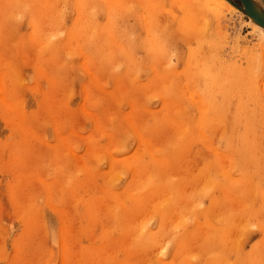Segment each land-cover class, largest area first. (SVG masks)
Listing matches in <instances>:
<instances>
[{
	"label": "rangeland",
	"instance_id": "obj_1",
	"mask_svg": "<svg viewBox=\"0 0 264 264\" xmlns=\"http://www.w3.org/2000/svg\"><path fill=\"white\" fill-rule=\"evenodd\" d=\"M15 1L18 0H1L3 5L12 2L16 4ZM43 1L40 3H44ZM148 1L152 2V0H143L144 3H150ZM181 1L162 0L169 6L183 3L192 5L190 15L194 22L200 27L209 29L214 26V30L223 33L229 42V47L220 50L215 58L209 55L208 59L213 65L212 77L217 81L214 85L215 89L230 90L231 93L228 92L230 99L224 102L222 96L211 94L215 97V102L208 104L206 101L207 105H205H209L207 109L210 111L205 127H208L214 142L219 145L222 137L225 139L222 143H227L232 136L231 131L235 132L238 127L244 128L241 124L236 128L238 123L234 124L236 121L234 119L237 114H241V118L244 116L243 120L246 122L250 121L246 123L247 125L250 123L247 132L248 130L251 132L247 138L253 140L254 151L259 153L253 152L255 160L252 156L250 159L252 158L255 163L249 164L253 174L255 172L254 178L257 184L261 170L264 168V97L261 95L264 93V40L249 25L254 22L242 12L244 6L241 0H226L237 9L235 12L223 8L214 0L187 2L184 0L182 3ZM257 1L264 8V0ZM21 2L24 4V0ZM47 2L52 5H62L66 0H45V4ZM111 2L119 3L120 0H111ZM8 10V15L14 11V9ZM48 12L54 15L57 9L52 8ZM176 12L180 13V9L176 8ZM0 13H2L0 14V79L3 78L2 85L0 84V264H12L13 261L30 264L31 261L41 258L50 261L51 264H56L57 261L59 264H117V262L149 259L150 256L142 245V238L151 236L157 244H167V240L158 235L157 230L161 225L157 221H164L163 227L171 228L180 220L178 212L181 207L187 209L196 207V198L193 194L199 191L197 187L199 169L182 167L178 160L171 168L169 176L162 182L149 185L143 181L147 180V176L136 167V162L131 156L125 158L120 153L109 151L105 164L102 159L89 156L87 149L81 150L78 135L60 138L55 124L51 120H46L44 116L49 111L59 108L61 97L55 84L45 88L48 84L47 73L43 68L36 67L35 53L28 55L25 52L28 20L26 18L17 24L10 18L11 15L6 18L5 13ZM93 32L94 29L85 24L77 37L78 44L84 48L82 50H87L88 53L86 59L80 61L78 76L80 73L84 76L79 78H84L95 69H100L95 86L101 91L105 89L111 91L118 111H124L130 119L144 123L149 116L162 115L156 112L154 107L156 100H148L147 97L144 101L139 100L133 88V84L141 80L147 84L148 64L145 61L121 63L115 59L109 62L107 49L98 40L93 41ZM84 36L88 39L84 40ZM86 43L89 44L88 47ZM171 64L173 61L168 57L167 63L161 65V70H170L167 66ZM202 67L203 62L198 61L196 54H193L191 71L200 72ZM230 76H233L232 79ZM227 79H230V84L227 83L225 87ZM254 82H259V88L252 87ZM203 86H209V79ZM77 87H80L79 79ZM217 99L219 102L216 104ZM145 104L149 106L145 107ZM160 107L163 109L164 105L161 104ZM238 108L241 113H237ZM244 110L245 112H242ZM196 113L198 122L200 110L197 109ZM247 113L250 116L246 115V119ZM243 120L242 123L245 122ZM243 131L244 129H241V133ZM151 146L148 145L149 152L153 150ZM49 152L58 153L61 160L70 156L76 162L74 172L79 175L72 178L71 184L66 176L57 178L54 165L51 168L52 175L49 176L50 169L46 167L48 162L45 159ZM144 182L146 184L142 185ZM252 187L254 192L250 193L251 196L245 195L250 199L252 197V200L260 199L254 190L255 185ZM243 198L244 196L238 197L239 202L236 199L233 208L238 214L230 218L216 242L210 244L211 248L197 246L193 249L195 253H202V258L215 264L229 258L235 261L240 258L235 254L236 252H247L251 249L252 244L259 238V232L250 226L247 216L239 214L240 201ZM170 204L174 208L171 207V212L165 217L164 209ZM116 207L121 209L119 214L115 210ZM45 209L48 216L55 210L61 212L62 228L59 235L54 236L47 227ZM162 212L164 215L160 216ZM221 215L226 214L222 212ZM215 222H221L220 215L215 217ZM154 225H156L155 229ZM238 225H241V228ZM210 230H215V224L204 228L203 233L207 234ZM172 258L179 264L180 261L189 259V253L173 252Z\"/></svg>",
	"mask_w": 264,
	"mask_h": 264
},
{
	"label": "snow or ice",
	"instance_id": "obj_2",
	"mask_svg": "<svg viewBox=\"0 0 264 264\" xmlns=\"http://www.w3.org/2000/svg\"><path fill=\"white\" fill-rule=\"evenodd\" d=\"M4 7L6 18L8 9L16 10L10 18L17 24L27 18L25 52L28 55L34 52L36 67L47 73L45 88L53 84L58 88L61 104L44 118L55 124L60 138L78 135L81 150L87 149L89 156L102 159L105 164L109 151L125 158L131 156L136 167L147 176L149 185L169 176L178 160L182 167L199 169V191L193 194L196 207H181L180 220L171 228H164V221H157L161 225L158 235L163 236L167 244H157L151 236L143 237L141 242L150 258L117 264H177L172 258L173 252L177 251L189 253V259L179 264H214L193 249L197 246L206 248L216 242L230 218L238 214L233 205L241 196L244 198L240 201L239 214L248 217L250 226L259 232V238L247 252L235 253L239 259L229 258L215 264H264V168L256 184L249 162L233 155L231 141L217 145L204 126L203 116L200 124H196V110L205 102L198 92L213 76V65L208 57L215 58L220 50L229 47L223 33L215 31L214 26L209 29L196 24L190 15L192 5L169 6L162 0L150 3L142 0H120L119 3L66 0L62 5L29 3ZM52 8L57 9L54 15L48 12ZM85 24L94 29L93 41L98 40L107 49L109 61H145L148 64L147 84L141 80L134 83L133 88L139 100L144 101L145 97L156 100L154 107L162 115L149 116L144 123L118 111L111 91H101L95 86L100 69L79 78L84 76L83 73L78 76L80 61L86 59L88 53L81 49L77 37ZM261 36L264 37V32ZM193 54L203 62L197 73L191 71ZM168 57L173 61L167 66L170 70H161ZM78 79L80 87H77ZM252 87L259 88V82H254ZM261 95L264 97V93ZM148 145L153 147L151 152ZM45 159L49 176L53 165L57 178L66 176L69 184L75 175H79L74 172L76 162L70 156L61 160L58 153L49 152ZM253 185L260 197L258 200L245 195L251 193ZM171 207L170 204L164 209L165 217ZM115 210L118 214L121 211L119 207ZM222 212L226 215H221ZM45 213L47 227L54 236L59 235L61 212L55 210L48 216L45 209ZM218 215L221 216L220 223L215 222ZM213 224L214 231L203 233L202 229ZM153 227L155 229L156 225ZM12 264L24 262L13 261ZM30 264L51 262L41 258Z\"/></svg>",
	"mask_w": 264,
	"mask_h": 264
},
{
	"label": "bare ground",
	"instance_id": "obj_3",
	"mask_svg": "<svg viewBox=\"0 0 264 264\" xmlns=\"http://www.w3.org/2000/svg\"><path fill=\"white\" fill-rule=\"evenodd\" d=\"M8 1H10V0H8ZM18 1H20V2H18ZM17 2H16V4H22V0H18ZM47 1V0H46ZM179 1V0H178ZM187 1H189V0H186V2ZM216 3H218V4H220L223 8H226L227 10H229V11H231V12H235V11H237V9L235 8V7H233L231 4H229V2H227L226 0H214ZM40 2H42V0H24V4H29V3H40ZM44 3H45V0L43 1ZM49 3H50V1H48ZM48 2H47V4H48ZM142 2H143V0H142ZM148 2H151V1H148ZM182 2H184V0H182L181 1V3ZM185 2V3H186ZM250 2H251V8H252V10L254 11V13H255V15H257V19H259V20H261V21H263L264 22V8H263V6L259 3V1H257V0H250ZM7 4V3H6ZM9 4V3H8ZM7 4V5H8ZM12 4H14L13 2H12ZM184 4V3H183ZM3 6H5V5H3V3L1 2V0H0V12H3V13H5L4 12V10H5V7H3ZM11 10V9H10ZM239 10V9H238ZM9 10H7V12H8ZM15 11V10H14ZM14 11H12V12H10V15L12 16V14L11 13H13ZM1 15H2V13H0ZM7 14H9V13H7ZM6 15V14H5ZM10 15H8V17L10 16ZM3 17H5V16H3ZM0 19H1V16H0ZM5 20V19H4ZM10 20V19H9ZM6 21V20H5ZM193 21H194V19H193ZM196 23V22H195ZM252 28H253V31H255V32H258L259 33V36H260V38H262L263 40H264V37H262L261 36V33L262 32H264V29L262 28V27H260V26H258V25H255L254 23H250L249 24ZM86 28V27H85ZM90 29V28H89ZM93 31V30H92ZM89 32H87V34H88ZM90 35V34H89ZM88 36V35H87ZM86 36V37H87ZM85 36H84V40H86V39H88V38H86ZM82 38V37H81ZM86 38V39H85ZM80 39V38H79ZM83 40V41H84ZM79 41V40H78ZM88 41V40H87ZM89 42H91V41H89ZM80 43V42H79ZM81 44H83V43H81ZM86 45H87V43H86ZM85 45V46H86ZM89 45V44H88ZM88 45H87V47H88ZM81 46V49H84L83 47H82V45H80ZM84 46V47H85ZM86 48V47H85ZM115 61V60H114ZM84 62V61H83ZM82 62V63H83ZM109 62H111V61H109ZM113 62V61H112ZM117 62V61H116ZM94 63V62H93ZM99 63V62H98ZM97 63V64H98ZM106 63V62H105ZM84 65V64H83ZM3 66V65H2ZM100 67H101V65H99ZM110 66V65H109ZM116 66V65H115ZM82 67H84V66H82ZM97 67V66H96ZM199 67V66H198ZM106 69V68H105ZM36 70H37V68H36ZM8 71H9V68H8ZM197 71V70H196ZM11 72V71H10ZM13 72V71H12ZM100 72V71H99ZM9 73V72H8ZM38 73V72H37ZM39 73H40V70H39ZM38 73V74H39ZM12 74H14V72L12 73ZM43 74V73H42ZM4 75V74H3ZM3 75H1L2 77H4ZM7 75V74H6ZM9 75H11L10 73H9ZM8 75V76H9ZM46 75V74H45ZM129 75V74H128ZM231 75V74H230ZM232 75H234V74H232ZM236 75V74H235ZM14 76V75H13ZM41 76V75H40ZM1 77V78H2ZM7 77V76H6ZM12 77V76H11ZM128 77V76H127ZM231 77V76H230ZM233 77V76H232ZM232 77H231V79H232ZM5 78V77H4ZM3 79V78H2ZM2 79H0V84L2 85V83H1V81H2ZM13 79V78H12ZM127 79V78H126ZM236 79V78H235ZM7 80V79H6ZM128 80H130L131 81V79H128ZM127 80V81H128ZM123 81H125L124 79H123ZM133 81V80H132ZM14 82V81H13ZM216 79L214 78V77H211V78H209V86L208 87H201V89H200V91L198 92V95L199 96H201L202 97V100L203 101H205L204 103H202V107L199 109L200 110V118H201V116H203L204 117V126H206L205 124H206V119L208 118V113H209V111H210V109H207V108H209V105L208 106H206L207 105V103H206V101L208 102V104L209 103H213V102H215L214 101V99H215V97L214 96H211V94H214V95H220V96H222V98L224 99V102L230 97V93H231V91L230 90H227V91H225L226 89H218V90H216L215 89V87H214V85H216ZM128 83H132V82H128ZM227 83L228 84H230V79H227V81H226V84H225V87H226V85H227ZM239 82H237V84H238ZM242 83V82H241ZM97 84V83H96ZM240 84V83H239ZM248 84V83H247ZM232 85V84H231ZM222 86V85H221ZM220 86V87H221ZM232 89V88H231ZM241 89V88H240ZM239 89V90H240ZM5 90V89H4ZM239 90H238V92H239ZM1 91H3L2 89H1ZM236 91V90H235ZM130 92V91H129ZM228 92H230V93H228ZM202 93V94H201ZM235 93V92H234ZM127 94V93H126ZM129 95H130V93H129ZM236 95V94H235ZM235 95L233 96V97H235ZM237 95H239V94H237ZM128 96V95H127ZM126 96V97H127ZM125 97V98H126ZM124 98V99H125ZM221 98V99H222ZM3 99V98H2ZM230 99V98H229ZM242 99V98H241ZM223 101V100H222ZM232 101V100H231ZM236 101V100H235ZM241 101V100H240ZM239 101V102H240ZM217 102H219L218 101V99H217V101H216V104H217ZM232 102H234V101H232ZM231 102V103H232ZM237 102V101H236ZM246 103V102H245ZM206 104V105H205ZM227 104V103H226ZM234 104V103H233ZM235 104H237V103H235ZM221 105L223 106V103H221ZM238 105V104H237ZM243 105V104H242ZM218 106H219V104H218ZM224 106H226V105H224ZM228 106V105H227ZM237 107V106H236ZM235 107V108H236ZM239 107H240V105H239ZM234 108V109H235ZM241 108V107H240ZM240 108H238V111H237V113H241L240 112ZM244 108H245V106H244ZM222 109V108H221ZM226 109H227V107H226ZM242 109H243V107H242ZM216 110V109H215ZM217 110H218V108H217ZM216 110V111H217ZM231 110V109H230ZM247 111V110H246ZM242 112H245V110L244 111H242ZM248 112V111H247ZM220 113V112H219ZM241 114H237L236 115V117H235V119L234 120H236L235 122H234V124L235 123H238L237 125H236V128H237V126H240V124L241 125H243V127L244 128H237V130L234 132V131H231V134L230 135H232V136H230L229 137V139H230V141H231V148H232V152H233V155H235V157H237V158H244V159H246L249 163L250 162H252V164L253 163H255L254 162V160H255V154L253 155V152H255L254 151V145L252 144V141H251V139L249 138V140L251 141H249L248 140V138L247 137H249L250 135H249V133H251V132H249V130H248V132H247V126H249L250 125V123H249V125H247L246 123L247 122H250V121H245V120H243V118H244V116H243V118H241V116H240ZM250 116V115H248V113L247 114H245V117H246V119H247V116ZM198 116V115H197ZM220 117H222V116H219V118ZM234 117V116H233ZM197 118V117H196ZM198 118H199V116H198ZM200 118H199V120H198V122L196 121V124H200ZM218 118V119H219ZM239 119H242L243 120V122L244 123H242L241 121H238ZM245 119V118H244ZM209 120V119H208ZM211 120L213 121V119L211 118ZM230 120V119H229ZM250 120V119H249ZM226 121V120H225ZM214 122V121H213ZM231 123V122H230ZM228 124H229V122H228ZM254 125V124H253ZM230 127H231V125H230ZM251 127V126H250ZM249 127V128H250ZM233 128H234V126H233ZM248 128V129H249ZM207 129H208V127H207ZM241 129H244V131L241 133ZM202 130V129H201ZM233 130V129H232ZM19 131V130H18ZM215 131V130H214ZM228 130H226V132H227ZM251 131V130H250ZM223 134V133H222ZM225 136H226V134H224ZM223 136V135H222ZM221 136V137H222ZM227 136H228V134H227ZM220 137V138H221ZM254 137V136H253ZM252 137V138H253ZM222 138H224V137H222ZM257 139V138H256ZM220 140V139H219ZM225 140V139H224ZM256 141V140H255ZM223 142V140L220 142V143H222ZM251 143V144H250ZM254 143H256V142H254ZM256 145V144H255ZM150 146V145H149ZM257 146V145H256ZM148 147V146H147ZM152 147V146H151ZM149 148V147H148ZM258 149V148H257ZM149 150V149H148ZM112 152V151H111ZM151 152V151H150ZM256 154H258L259 152H255ZM111 155V154H110ZM109 155V156H110ZM260 155V154H259ZM250 156H252L253 158H254V160L251 158L250 159ZM260 157H262L261 155H260ZM259 157V158H260ZM114 158V157H113ZM257 158V157H256ZM129 161V160H128ZM129 164H131V163H129ZM251 164V163H250ZM251 164V165H252ZM135 167V166H134ZM254 167V166H253ZM134 169V168H133ZM132 168H131V170H133ZM87 170V169H86ZM135 171V170H134ZM133 171V172H134ZM87 172V171H86ZM90 172V171H89ZM142 173V172H141ZM134 174H135V172H134ZM140 174V173H139ZM254 174H255V172H254ZM137 175V174H136ZM133 176V175H132ZM140 176V175H139ZM110 177V176H109ZM147 178V177H146ZM148 179V178H147ZM80 180V179H79ZM115 181V180H114ZM143 181H146L147 182V180L145 179V180H143ZM142 181V182H143ZM146 183L144 182V184H142V185H145ZM258 184V183H257ZM143 188V187H142ZM202 188V187H201ZM149 189V188H148ZM147 189V190H148ZM176 190H177V188H175ZM48 190V189H47ZM68 190V189H67ZM159 190H161V189H159ZM255 190V189H254ZM163 190H161V192H162ZM253 191V190H252ZM251 191V192H252ZM256 191V190H255ZM254 192V191H253ZM71 193V192H70ZM158 193H159V191H158ZM163 193H164V191H163ZM149 194V193H148ZM147 194V195H148ZM254 194V193H253ZM252 194V195H253ZM107 195V194H106ZM146 195V196H147ZM166 195V194H165ZM179 195V194H178ZM76 196V195H75ZM105 196V195H104ZM145 196V197H146ZM168 196V195H167ZM180 196V195H179ZM248 196H249V194H248ZM250 196H251V194H250ZM132 197V196H131ZM138 197V196H137ZM134 198V197H133ZM133 198H131V200H134ZM139 198V197H138ZM151 198V197H150ZM150 198H149V200H150ZM180 199H181V197H179ZM249 198V197H248ZM184 199V198H183ZM250 199V198H249ZM251 199H252V197H251ZM182 200V199H181ZM196 200V199H195ZM238 200V199H237ZM137 201V200H136ZM169 201V200H168ZM180 201V200H179ZM183 201V200H182ZM238 202H239V200H238ZM181 203V202H180ZM184 203V202H183ZM196 203V202H195ZM123 204V203H122ZM140 204V203H139ZM194 204V203H193ZM122 207H123V205H121ZM140 206V205H139ZM184 206H185V204H184ZM195 206V205H194ZM124 208V207H123ZM157 208V207H156ZM155 208V209H156ZM172 208H174V207H172ZM125 209H127V208H125ZM124 211V210H123ZM161 211H162V209H161ZM160 211V212H161ZM177 211V210H176ZM124 212H126V210L124 211ZM175 212V211H174ZM164 212H162L161 214H160V216L161 215H164L163 214ZM158 214V213H157ZM159 216V215H158ZM92 217V216H91ZM121 217V216H120ZM170 217V216H169ZM245 217V216H244ZM161 218V217H160ZM171 218V217H170ZM163 220V219H162ZM167 220V219H166ZM170 220V219H169ZM124 221V220H123ZM236 221V220H235ZM241 221V220H240ZM238 222V221H237ZM123 223V222H122ZM168 224H169V222H168ZM242 224V223H241ZM244 224V223H243ZM237 225V224H236ZM238 226H240V228H241V225H238ZM237 226V227H238ZM243 227V226H242ZM239 229V228H238ZM237 230V229H236ZM202 231H203V229H202ZM238 232V231H237ZM233 233H234V231H233ZM126 234V233H125ZM220 234V233H219ZM237 234V233H236ZM227 237V236H226ZM152 238V237H151ZM222 238H223V236H222ZM240 238V237H239ZM229 239H230V237H229ZM236 239V238H235ZM222 240V239H221ZM239 240V239H238ZM238 240H237V243H239L238 242ZM122 241V240H121ZM224 241V240H223ZM226 241V240H225ZM224 241V242H225ZM236 241V240H235ZM233 242H234V240H233ZM234 243H236V242H234ZM220 244H222L223 245V242L221 243V241H220ZM122 245V244H121ZM131 245V244H130ZM221 245V246H222ZM225 245H227V244H225ZM238 244H236V246H237ZM224 246V245H223ZM208 247H210L211 248V246L210 245H208ZM228 247V246H227ZM125 248V247H124ZM210 248H208V249H210ZM231 249H232V247H231ZM227 250V249H226ZM183 255H184V253H183Z\"/></svg>",
	"mask_w": 264,
	"mask_h": 264
},
{
	"label": "water",
	"instance_id": "obj_4",
	"mask_svg": "<svg viewBox=\"0 0 264 264\" xmlns=\"http://www.w3.org/2000/svg\"><path fill=\"white\" fill-rule=\"evenodd\" d=\"M229 1V0H228ZM244 9H241L243 13L248 15L252 22H254L256 25L262 27L264 29V22L257 19V15H255L254 11L251 8V2L250 0H241Z\"/></svg>",
	"mask_w": 264,
	"mask_h": 264
}]
</instances>
